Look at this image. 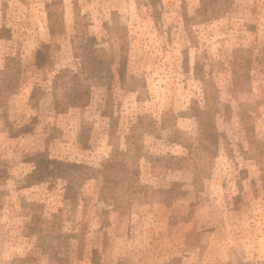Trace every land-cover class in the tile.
<instances>
[{"label":"rangeland","instance_id":"obj_1","mask_svg":"<svg viewBox=\"0 0 264 264\" xmlns=\"http://www.w3.org/2000/svg\"><path fill=\"white\" fill-rule=\"evenodd\" d=\"M0 264H264V0H0Z\"/></svg>","mask_w":264,"mask_h":264},{"label":"trees","instance_id":"obj_2","mask_svg":"<svg viewBox=\"0 0 264 264\" xmlns=\"http://www.w3.org/2000/svg\"><path fill=\"white\" fill-rule=\"evenodd\" d=\"M66 71H60L64 72ZM60 72L56 75V78L60 76ZM56 83V81H54ZM72 84H61L63 87V96L66 98V101L73 106H80L87 103L89 96L88 86L82 84L81 79H77L76 81H72Z\"/></svg>","mask_w":264,"mask_h":264}]
</instances>
